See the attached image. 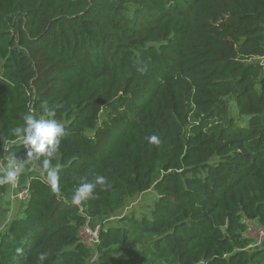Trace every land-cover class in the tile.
<instances>
[{
  "label": "trees",
  "instance_id": "1",
  "mask_svg": "<svg viewBox=\"0 0 264 264\" xmlns=\"http://www.w3.org/2000/svg\"><path fill=\"white\" fill-rule=\"evenodd\" d=\"M47 110L60 193L28 175L0 264H264L246 234L264 228V0H0V163L26 159L11 129Z\"/></svg>",
  "mask_w": 264,
  "mask_h": 264
},
{
  "label": "clouds",
  "instance_id": "2",
  "mask_svg": "<svg viewBox=\"0 0 264 264\" xmlns=\"http://www.w3.org/2000/svg\"><path fill=\"white\" fill-rule=\"evenodd\" d=\"M143 70V69H139ZM23 123L11 129L13 140L4 148L8 152L13 145L23 146L26 150V159L20 160L12 153L8 163L0 168V185L7 184L15 188L18 179L26 167L33 172H38L47 182L53 193H60V167L53 166V161L59 150L60 141L65 135V126L55 119V113L47 110V116L36 118L32 113L22 116ZM151 144H159L160 138L151 135L147 138ZM34 161H40V168L37 169ZM106 177L96 175L94 179L81 178L80 183L75 186L71 195V203L80 205L82 201L89 198L97 185H105ZM17 251H21L17 249ZM43 255L41 259H43Z\"/></svg>",
  "mask_w": 264,
  "mask_h": 264
},
{
  "label": "rangeland",
  "instance_id": "3",
  "mask_svg": "<svg viewBox=\"0 0 264 264\" xmlns=\"http://www.w3.org/2000/svg\"><path fill=\"white\" fill-rule=\"evenodd\" d=\"M2 162L0 163V168L4 167L8 163V161L6 162V164H4ZM32 173H33V171H31L30 168L26 167L25 171L21 174V176L18 179L17 186L14 189L10 188V186L8 187L7 198L9 201L7 204L4 203V205H3L4 211H2L4 213L3 215H7V217H5V218L8 219V218L16 215L17 213H19V210H20V207L22 204V200H21L22 198H21V196L18 195V192H20L23 189L22 187L25 186L26 177ZM156 196H157V192L155 189L147 191V192L143 193L142 195L131 198L128 201L125 208H123V210L124 211L134 210L135 213H139L141 210H143L144 204L151 203L152 199L155 198ZM3 226L4 225H2V227ZM246 234L254 240V244L252 246L257 245V244H260V245L264 244L263 243L264 233H262V231H260V228L257 226V224L249 223V227H248V230L246 231ZM81 238H82V240H84L87 238V236H85L83 233H81Z\"/></svg>",
  "mask_w": 264,
  "mask_h": 264
},
{
  "label": "built area",
  "instance_id": "4",
  "mask_svg": "<svg viewBox=\"0 0 264 264\" xmlns=\"http://www.w3.org/2000/svg\"><path fill=\"white\" fill-rule=\"evenodd\" d=\"M22 188L23 189L20 192H18V195L21 196V198H22L21 200L23 201L27 197V187L23 186ZM260 231H262V233H264V228H260ZM81 233H83L85 236H87L86 239L82 240L83 243L86 246L91 247L97 242L98 226H96V225L91 226L88 222H86V224L83 227H81V229L79 231L80 238H81Z\"/></svg>",
  "mask_w": 264,
  "mask_h": 264
},
{
  "label": "crops",
  "instance_id": "5",
  "mask_svg": "<svg viewBox=\"0 0 264 264\" xmlns=\"http://www.w3.org/2000/svg\"><path fill=\"white\" fill-rule=\"evenodd\" d=\"M2 163H4V164H6V162L5 161H3ZM27 178H28V176L26 177V183H27ZM8 198H7V193L6 194H4L3 196H1L0 197V211H1V213H2V215L4 214L2 211H4L3 209H4V203L5 204H7L8 203ZM3 216H5V217H7V215H3Z\"/></svg>",
  "mask_w": 264,
  "mask_h": 264
}]
</instances>
